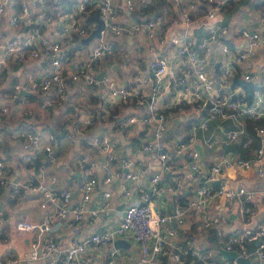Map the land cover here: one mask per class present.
Listing matches in <instances>:
<instances>
[{
  "label": "built area",
  "instance_id": "1",
  "mask_svg": "<svg viewBox=\"0 0 264 264\" xmlns=\"http://www.w3.org/2000/svg\"><path fill=\"white\" fill-rule=\"evenodd\" d=\"M157 1L0 0V25L2 21L6 25L5 37L0 39V75L10 63L20 65L27 59L37 60L39 57L46 62L45 73L40 80L30 76L23 84L14 86L15 92L38 90L45 96L40 104V108L45 110L55 105V99H64L68 79L91 88L104 87L111 99L122 104H145V114L131 115L127 123L140 129L137 136L141 141L140 152L159 162L158 170L151 173L147 183L140 184L137 182L138 174L132 168L134 161L128 158L131 151L128 148L119 163L121 169L130 171L121 177L113 171L116 153L110 147V139L106 135L95 136L87 141V145L103 157L99 165L102 176H98L95 161L79 157L76 167L83 176L77 183L78 198L71 204L73 195L69 186L50 188L38 181L33 172L24 182H8L4 177L5 164L0 157V186L11 188L12 198L22 192L35 196L39 209L45 211L40 222L21 219L16 222L15 229L19 233L37 230L46 235L42 240L28 243V250L21 256H14L11 250L6 249L5 259L0 260V264H150L152 258L157 256L169 259L171 264H237L235 259H219L209 251L196 249L189 239L179 245L176 238L178 231L184 228L185 216L190 209L203 215L216 201L230 205L238 200L241 216L249 218L252 214L250 203L257 192L245 187L232 188L227 182L220 183L219 180L227 169L248 170L254 164L262 166L264 127L256 123L264 122V64L259 67L261 81L254 86L256 89L252 91L250 100L247 95L237 96L229 87L236 73V65L264 56V31L257 28L240 30L239 38L244 44L232 51L224 41L229 34L228 27L216 16L222 12L225 4L233 0H167L171 7L180 12L186 26L201 20V15L212 22L206 26L205 35L199 43L189 32L164 38V17L161 14L152 18L131 16L135 11L147 10L151 2ZM204 6L206 11L200 14ZM46 11L49 15H46ZM124 12L130 13V16L124 15ZM95 13L103 23L99 37L94 38V45L85 51L86 60L74 71L67 72L66 76L63 68L75 54L72 37H84L97 28V23L91 20ZM257 13L264 24V5ZM83 21L87 24H82ZM137 34L144 37L152 55L147 64L152 81L149 96L126 85H117L109 74L98 79L92 72L93 65L112 52L113 44L109 37H134ZM156 45L158 51H155ZM166 48L181 59L180 64H171ZM215 48L218 55L225 58V63L215 64V60H218ZM192 73L194 78H191ZM243 80L252 86L255 83L249 73L243 74ZM7 112L6 107H0V121ZM105 112L109 117H116L109 108ZM178 112L184 119L188 116L200 117L199 121L177 128L176 135L165 139L170 120ZM95 118V114L88 115L75 131L91 128ZM212 120L231 122L232 127L221 138L226 146L245 136L248 124L254 125L261 143L254 157L244 159L231 153L221 157L215 153L205 155L193 147L199 139L205 148L213 147L211 138L204 139L200 134L206 131ZM19 137L24 142L25 162L29 163L38 156H42L44 161L53 159V148L41 143L33 123L25 125ZM243 146L248 147L249 141H245ZM181 168L189 171L195 191L186 196L184 203L177 199L172 201L171 212L164 211L155 205L156 198L165 191L172 193V186L180 187V184L173 180L169 183L170 187L163 188L160 186L162 178L165 175L174 177ZM256 172L264 180V168L259 167ZM118 177L124 182L118 184L120 196L125 201L121 208L113 206L112 192L108 188ZM99 181L102 184L99 189L101 201L96 207L88 208ZM51 182L56 183L55 177L51 178ZM262 197L264 199V193ZM103 213H109L110 220L119 218L118 223H100ZM85 216H88L92 229L90 233L83 238L71 236L65 246H60L51 235L55 221L63 219L67 227L72 228ZM217 220L212 216L204 221V226L208 227ZM2 225L0 218V227ZM126 236L133 239L139 253L137 257L130 255L126 261H121L113 246L116 240ZM256 242L253 256L257 258V263L251 264H264V223L229 235L222 242V249L235 251L238 257L245 258L248 256V245Z\"/></svg>",
  "mask_w": 264,
  "mask_h": 264
},
{
  "label": "crops",
  "instance_id": "2",
  "mask_svg": "<svg viewBox=\"0 0 264 264\" xmlns=\"http://www.w3.org/2000/svg\"><path fill=\"white\" fill-rule=\"evenodd\" d=\"M151 1V0H146ZM263 0H233L225 4L221 13L216 16L217 20L222 19L223 24L228 27L229 34L224 41L234 51L238 45H243L244 41L239 38V31L248 28H257L264 31V24L258 16L259 6L263 4ZM156 10L164 17V38L183 35L186 32L194 36L195 41L199 43L205 35V28L212 21L203 17L201 20L186 26L180 12L171 7L167 0H159L151 2ZM203 14L206 7H202ZM124 15L130 13L124 12ZM134 18H138L135 14H131ZM82 24H87L83 21ZM6 25L4 21L0 25V39L5 37ZM89 35L80 37L74 35L73 45L75 54L63 69L72 72L76 67L86 60L85 51L90 50L94 45L95 39L89 40ZM108 40L113 44L112 52L106 54L97 61L92 72L97 78L102 74L112 76L117 85H126L130 88L139 90L142 95H150L151 79L147 68L148 61L151 56L145 39L141 34L134 37H117ZM159 47L156 45L155 51ZM166 55L171 60V64L175 66L181 63V59L174 53H169L165 49ZM215 64L225 63V58L218 55L217 48ZM264 64V56L243 62L236 65V73L232 78L229 90L237 96L247 95L256 89V84L261 81L259 67ZM46 62L44 58L39 57L37 60L27 59L20 65L10 63L9 66L2 69L0 75V107L8 109L7 114L0 121V157L5 164V179L10 183L24 182L30 172H33L38 181L43 182L46 186L56 189V187L69 186L72 191L73 199L71 204L78 198L77 183L83 176V173L76 167V160L79 157H86L88 160L95 161L98 166V176H102L99 165L102 164L103 157L94 149L87 145V141L95 136L106 135L110 139V147L116 153V161L113 171L119 173L121 177L130 170L121 169L119 159L125 154L126 149H130L128 158L134 161L133 171L138 174L137 182L146 184L148 177L154 171L158 170L159 162L155 158L149 159L148 155L141 153V141L138 140L140 129L127 123V118L131 115H142L146 112V105L122 104L118 100L109 97L106 88H91L81 82L73 83L67 79L66 95L64 99H55V105L48 109H41L40 104L44 97L38 90L24 92L20 97L15 92L14 86L18 83L23 84L28 77L40 80L45 73ZM179 67V66H177ZM187 69V68H185ZM220 70V68L218 67ZM252 75L254 85L243 80V74ZM101 76V77H102ZM191 78H194L193 73ZM166 79V78H164ZM236 82H235V81ZM235 82V83H234ZM248 83L250 86H247ZM169 83H167L168 85ZM264 89V85H263ZM54 96V93L49 92ZM15 96V97H14ZM158 102V100H157ZM145 103V102H144ZM111 109L115 118L107 116L105 109ZM96 115L94 125L79 132L75 131L79 127L83 119L88 115ZM182 118L180 113L170 120L165 134V139L176 135L177 128H184L191 122L199 121V118L192 117ZM175 120H179L178 124H174ZM33 123L40 141L44 145H50L54 150L53 159L44 161L42 156H38L29 163L24 160V142L19 137V132L24 129L25 125ZM232 127L230 121L212 120L208 123V128L204 133H200L204 139L211 138L212 148H205L199 139L194 143L196 149L205 155L215 153L221 157L223 154L231 153L241 156L243 149H249L248 155L252 159L257 147L261 145L260 138L256 135L254 129L246 127V134L241 139L236 140L230 146L222 143L221 138L228 129ZM153 130V126L151 127ZM249 129V130H248ZM172 131L170 135L168 132ZM258 140L255 139V136ZM249 141V146L244 147L243 143ZM262 166L254 164L251 169H227L220 177L219 182H227L232 188L245 187L257 192L256 197L250 203L252 214L249 218H244L240 214L241 204L238 200L233 201L230 205H225L222 201L214 202L207 210V214L198 215L194 209H190L185 216L184 228L178 231L176 238L177 244L181 245L186 239L192 240L194 246L198 250L209 251L213 256L223 259L219 254L222 249V242H225L229 235L235 234L245 228L253 229L257 224L264 223V180L257 175L256 170L259 167L264 168V157ZM55 177L56 183L51 182V178ZM179 183L180 187L172 186V193L165 191L155 200V205L164 211H172V201L181 199L186 202V196L195 191L194 184L190 181L189 171L187 169H178L174 177L168 175L162 178L160 186L163 188L170 187L172 181ZM124 182L118 177L109 185L112 192L111 202L115 208H121L125 201L120 196L121 188L118 184ZM101 181L98 182V189L93 193L88 208H94L101 201L99 189H101ZM11 188H3L0 186V212L2 227H0V260L4 261V252L6 249L11 250L14 256H21L23 252L28 250V243L42 240L46 235L35 230L32 232L19 233L15 229L18 220L27 219L40 222L44 210L39 209L35 196L22 192L12 198ZM214 216L218 220L216 223L204 226L206 219L210 220ZM109 213L101 215L100 223L107 225H115L118 219H109ZM88 216L72 228H68L65 220H56L52 228L51 235L55 237L60 246H65L71 236L83 238L87 236L91 229L88 223ZM252 244V243H251ZM249 244V245H251ZM248 245V256L242 258L249 260L251 263H257V258L250 254ZM114 248L119 253L121 261H126L127 256H138L139 250L135 242L130 236L122 237L116 240ZM23 264H37V262H24ZM150 264H171L169 259L164 257H153Z\"/></svg>",
  "mask_w": 264,
  "mask_h": 264
},
{
  "label": "water",
  "instance_id": "3",
  "mask_svg": "<svg viewBox=\"0 0 264 264\" xmlns=\"http://www.w3.org/2000/svg\"><path fill=\"white\" fill-rule=\"evenodd\" d=\"M159 12L156 10L150 17H155ZM91 20L95 21L97 23V28L95 30H93L90 35H89V40L93 39V38H97L99 37V32L100 30L103 28V23L102 21L99 19L98 17V14L95 13L92 17H91ZM216 68H218V65H216ZM102 76L99 75L97 78L100 79ZM247 86H250L248 83H245ZM26 93V92H25ZM24 92H20L18 93V97H20L22 94H25ZM203 115H204V112H203ZM179 123V120H175L174 121V124H178ZM171 133H173L172 131L168 132L167 135H170ZM257 242L256 243H252L251 245H249V252L250 254H253V251L255 249V246H256ZM219 254L224 258V259H229V260H232V259H235L237 264H250V261L249 260H244L240 257H238V254L237 252L235 251H225L223 249H220L219 250Z\"/></svg>",
  "mask_w": 264,
  "mask_h": 264
},
{
  "label": "trees",
  "instance_id": "4",
  "mask_svg": "<svg viewBox=\"0 0 264 264\" xmlns=\"http://www.w3.org/2000/svg\"><path fill=\"white\" fill-rule=\"evenodd\" d=\"M263 2V4L262 5H260L259 6V8L260 7H262L263 5H264V0L262 1ZM156 11V8L154 7V5H151V4H149V7H148V9L147 10H145V11H135L133 14H135L136 16H138V17H143V16H146V17H150L154 12ZM46 15H49V12L48 11H46ZM44 29H45V27H44ZM72 38H74V37H72ZM235 81V80H234ZM236 82V81H235ZM234 82V83H235ZM253 91V90H252ZM252 91L249 93L250 94V96H249V100L251 99V95H252ZM178 107H180V106H178ZM256 125H260L261 127H264V122H261V123H256ZM248 126H251V127H249V129H253L254 128V125H252V124H248ZM247 126V127H248ZM248 129V130H249ZM255 136V135H254ZM255 139L256 140H258V138L255 136ZM258 148V147H257ZM248 150L249 149H243L242 150V152H241V155H242V157L244 158V159H251L250 157L251 156H249L248 155ZM180 202H183V197L181 198V199H178Z\"/></svg>",
  "mask_w": 264,
  "mask_h": 264
}]
</instances>
